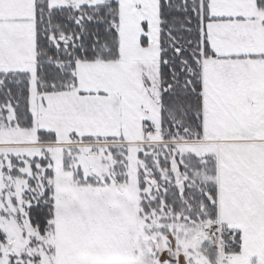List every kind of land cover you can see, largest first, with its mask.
Masks as SVG:
<instances>
[{
  "label": "snow or ice",
  "instance_id": "1",
  "mask_svg": "<svg viewBox=\"0 0 264 264\" xmlns=\"http://www.w3.org/2000/svg\"><path fill=\"white\" fill-rule=\"evenodd\" d=\"M0 264H264V0H0Z\"/></svg>",
  "mask_w": 264,
  "mask_h": 264
}]
</instances>
